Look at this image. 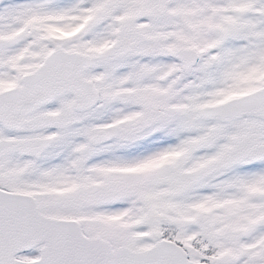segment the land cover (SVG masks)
Listing matches in <instances>:
<instances>
[{"label":"snow or ice","instance_id":"6c2138e0","mask_svg":"<svg viewBox=\"0 0 264 264\" xmlns=\"http://www.w3.org/2000/svg\"><path fill=\"white\" fill-rule=\"evenodd\" d=\"M0 264H264V0H0Z\"/></svg>","mask_w":264,"mask_h":264}]
</instances>
